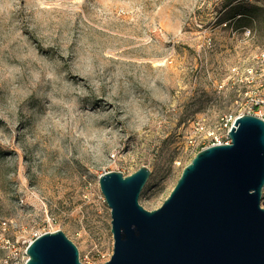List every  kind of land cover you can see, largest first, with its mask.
Segmentation results:
<instances>
[{
  "label": "rangeland",
  "instance_id": "1",
  "mask_svg": "<svg viewBox=\"0 0 264 264\" xmlns=\"http://www.w3.org/2000/svg\"><path fill=\"white\" fill-rule=\"evenodd\" d=\"M245 115L264 120V0H0V264L3 239L57 231L106 264L99 177L149 168L155 211Z\"/></svg>",
  "mask_w": 264,
  "mask_h": 264
},
{
  "label": "water",
  "instance_id": "2",
  "mask_svg": "<svg viewBox=\"0 0 264 264\" xmlns=\"http://www.w3.org/2000/svg\"><path fill=\"white\" fill-rule=\"evenodd\" d=\"M228 137L196 154L155 211L139 203L149 168L99 177L114 238L106 264H264V120L238 117ZM27 255L26 264H82L61 231L42 234Z\"/></svg>",
  "mask_w": 264,
  "mask_h": 264
},
{
  "label": "built area",
  "instance_id": "3",
  "mask_svg": "<svg viewBox=\"0 0 264 264\" xmlns=\"http://www.w3.org/2000/svg\"><path fill=\"white\" fill-rule=\"evenodd\" d=\"M237 118H235L234 120L230 119V121H228L225 124V129H226V139H225V141L224 142L218 141V143H215L212 146L230 144V139H229L228 135H229V132L232 129V127L234 125V122L236 121ZM209 147H211V146H209ZM209 147L202 148L201 151L204 150V149H207ZM41 235L42 234L33 235V237L31 238V241L29 243H27L26 247L21 245L20 241L12 243L10 240L3 239V241H2V249L8 254V256H7L8 259H7V261L5 263L9 264V262H11V264H26L27 261H28L27 249H28L29 245L34 240H36L38 237H40ZM23 244H26V243H23Z\"/></svg>",
  "mask_w": 264,
  "mask_h": 264
},
{
  "label": "trees",
  "instance_id": "4",
  "mask_svg": "<svg viewBox=\"0 0 264 264\" xmlns=\"http://www.w3.org/2000/svg\"><path fill=\"white\" fill-rule=\"evenodd\" d=\"M240 9H241V7H240ZM257 10V9H256ZM258 10H260V9H258ZM244 16H248V17H250L249 15V13L248 12H243L242 13ZM250 25H251V22L249 21L248 23H247V26H248V28H250Z\"/></svg>",
  "mask_w": 264,
  "mask_h": 264
}]
</instances>
